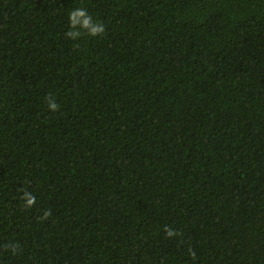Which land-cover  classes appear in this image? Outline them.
<instances>
[{
	"label": "trees",
	"instance_id": "1",
	"mask_svg": "<svg viewBox=\"0 0 264 264\" xmlns=\"http://www.w3.org/2000/svg\"><path fill=\"white\" fill-rule=\"evenodd\" d=\"M0 264H264V0H0Z\"/></svg>",
	"mask_w": 264,
	"mask_h": 264
},
{
	"label": "clouds",
	"instance_id": "2",
	"mask_svg": "<svg viewBox=\"0 0 264 264\" xmlns=\"http://www.w3.org/2000/svg\"><path fill=\"white\" fill-rule=\"evenodd\" d=\"M69 20L74 30L67 32L66 35L71 39H77L81 34V30L87 31L91 36H97L104 31V26L98 22H93L91 16H89L84 9L71 10L69 13ZM48 107L55 111L57 109V104L54 101H50ZM22 200L25 201L27 207H31L35 202V198L28 192L24 193ZM47 215L48 213L46 212L45 216ZM168 235H173V232L169 231ZM12 251H15V249L12 248Z\"/></svg>",
	"mask_w": 264,
	"mask_h": 264
}]
</instances>
